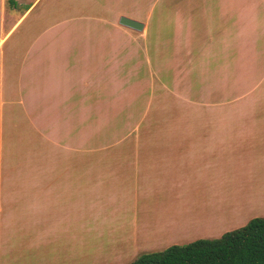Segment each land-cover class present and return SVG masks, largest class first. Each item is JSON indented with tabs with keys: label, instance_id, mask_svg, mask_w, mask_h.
Wrapping results in <instances>:
<instances>
[{
	"label": "rangeland",
	"instance_id": "374dc122",
	"mask_svg": "<svg viewBox=\"0 0 264 264\" xmlns=\"http://www.w3.org/2000/svg\"><path fill=\"white\" fill-rule=\"evenodd\" d=\"M4 1L1 37L24 11H12ZM258 1L42 0L43 18L29 36L50 28L41 44L60 67L57 77L33 95L28 122L35 121L36 131L15 135L24 147L12 166H5L3 154L14 137L8 136L11 111L2 106L0 190L6 178L20 175L21 165L23 175L119 176L91 182V193L87 189L79 196L87 204L96 194L105 198L104 192H111L129 203L117 207L111 217L115 224L108 217L100 236L50 230L44 244L23 230H30L25 223L9 234L4 212L0 264H131L142 254L210 233L193 225L184 233V180L174 171L156 175L158 165L149 158L166 152L152 148L184 153V141L264 122V16L253 21L243 13ZM120 16L143 23V30L120 25ZM9 44L0 49L4 66L13 61ZM2 88V102H11L15 92ZM134 171L140 176L132 179ZM52 216L45 227H52ZM111 225L115 230L109 232Z\"/></svg>",
	"mask_w": 264,
	"mask_h": 264
},
{
	"label": "crops",
	"instance_id": "0c3cea01",
	"mask_svg": "<svg viewBox=\"0 0 264 264\" xmlns=\"http://www.w3.org/2000/svg\"><path fill=\"white\" fill-rule=\"evenodd\" d=\"M7 1L13 7L12 11L16 8L24 10L15 17L10 11V16L13 17L12 25L3 34L4 37L0 36V49L2 45L7 46L10 43L9 53L13 56L11 59L13 61L9 64L6 62L4 66L3 61L0 64V155L3 134L2 106L4 104L11 111L7 112V116L9 112L11 113L8 136L14 135V137L8 138L10 144L4 148L3 154L6 158L5 166H12L15 161H20L17 158L20 156L18 153L24 147L18 143V140L15 142L17 139L15 135L23 134L27 137L35 134L36 131L35 121L31 126L28 122L33 95L43 88L44 83L57 77L60 63L58 61V63H53V59L49 60V52L52 51L41 44L45 40L46 33L47 35L50 33V28L47 32L45 29L41 32L36 29L29 36L31 30L37 27L40 16L43 15L42 11L38 13V6L42 0ZM4 2L0 0V21L3 19ZM34 13L35 15H32ZM243 13L246 17L256 21L259 15L264 16V0L256 2L255 5H246ZM29 19L31 23L25 27L24 23ZM22 26L25 30H22ZM17 58L21 60L20 66L19 63H15ZM3 84L12 88L16 99L12 97L11 102L6 99L2 102ZM199 134L202 133H190L196 136ZM165 147L152 148V150L166 152L156 158H149V160L158 165L159 172L156 175L166 176L170 173L169 171H174L184 180V207L182 209L184 233L190 231L188 226L191 225L199 226L202 230L210 232L190 239H217L225 232L245 226L253 218H264V122L244 128L221 129L210 132L205 137H195L192 141H184V153L175 154V149ZM9 159L10 163L7 162ZM23 161L19 163L22 164ZM17 169L20 175H13L8 179L5 177L4 189L0 190V215L4 212L9 215V234H15L17 227L25 223L31 231L23 230L34 235L37 244L39 242V244H44L46 232L50 230L65 234L79 229L84 230L85 233L96 232L100 236L101 229L104 228L101 226H104L105 222L111 220L110 224L116 223V217L115 219L111 217L115 216L117 207L129 203L125 197L121 201L115 199L111 192H104L107 196L105 198L108 199L103 198V194H96L94 199H90L87 204H83L82 197L79 196L87 189L91 193L92 186L89 185L91 182L98 183L101 179L109 178L119 179V176L49 177L34 174L23 175L21 165ZM137 176H140V172L139 174L135 172L134 176L130 177L134 179ZM82 182L88 183V187L77 185ZM51 213L53 214L50 222L52 227L48 228L45 225L49 222L47 215L50 216ZM87 215L90 219L85 217ZM108 217H110L109 220ZM129 222L133 223L134 219ZM172 224H178V222L174 220ZM132 227L133 230L134 226ZM108 228L109 232L115 230L112 225ZM51 234L54 236V233ZM128 237L133 241V235ZM9 244L5 243L10 246ZM125 253L118 251L116 255Z\"/></svg>",
	"mask_w": 264,
	"mask_h": 264
},
{
	"label": "trees",
	"instance_id": "16d2710c",
	"mask_svg": "<svg viewBox=\"0 0 264 264\" xmlns=\"http://www.w3.org/2000/svg\"><path fill=\"white\" fill-rule=\"evenodd\" d=\"M131 264H264V218L225 232L138 256Z\"/></svg>",
	"mask_w": 264,
	"mask_h": 264
},
{
	"label": "water",
	"instance_id": "95a60500",
	"mask_svg": "<svg viewBox=\"0 0 264 264\" xmlns=\"http://www.w3.org/2000/svg\"><path fill=\"white\" fill-rule=\"evenodd\" d=\"M119 24L131 30H135V31H142L144 28L143 23L127 18L125 16H121L119 18Z\"/></svg>",
	"mask_w": 264,
	"mask_h": 264
}]
</instances>
